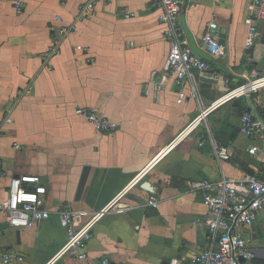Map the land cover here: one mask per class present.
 Returning a JSON list of instances; mask_svg holds the SVG:
<instances>
[{
	"label": "crops",
	"instance_id": "obj_1",
	"mask_svg": "<svg viewBox=\"0 0 264 264\" xmlns=\"http://www.w3.org/2000/svg\"><path fill=\"white\" fill-rule=\"evenodd\" d=\"M89 1L0 0V205L14 177L39 176L52 212L39 228L20 230L3 228L0 216V251L23 258L13 264H100L104 258L113 264L175 259L190 264L209 238L208 208L190 191V182L264 177V143L240 131L246 113L264 122V89L199 118L228 92L224 78L237 86L252 70L264 75V45L245 48L252 0H187L180 20L186 40L211 70L194 72L188 90L195 85L199 99L182 103L164 71L170 45L161 11L151 0H96L94 16L78 23L61 54L44 68L43 55L61 26L56 18L72 24ZM213 22L228 63L210 62L203 49V35ZM260 32L264 36V23ZM153 74L154 81L167 76L159 95L145 93ZM77 107L94 109L117 122L119 130L95 131L76 115ZM10 110L13 122L3 124ZM254 145L260 152L250 155ZM217 147L227 148L230 160H218ZM86 168L88 183L77 201ZM152 195L159 199L157 208L147 205ZM115 202L130 209L108 211L92 225L85 250L90 261L59 254L68 234L56 212H85L75 217L79 229ZM238 232L250 249L264 248V212Z\"/></svg>",
	"mask_w": 264,
	"mask_h": 264
},
{
	"label": "built area",
	"instance_id": "obj_2",
	"mask_svg": "<svg viewBox=\"0 0 264 264\" xmlns=\"http://www.w3.org/2000/svg\"><path fill=\"white\" fill-rule=\"evenodd\" d=\"M151 3L153 8L161 11L160 22L164 26L163 34L170 45L164 71L174 79L179 93L178 102L182 103L189 99L198 100V88L194 85L188 90L189 81L195 71L209 72L211 66L210 63L193 53L189 42L186 40L180 21L185 0H151ZM95 7L96 0H91L82 5L74 22L69 25L64 24L61 17L56 18L61 26L54 30L52 44L43 55L44 68H50L52 59L61 54L63 44L72 34L77 32L78 23L94 16ZM23 9L22 5H18V14H21ZM263 23L264 0H252L249 13L245 18L247 27L246 50H251L261 42L263 35L260 32V26ZM77 49L83 53L86 52L83 47ZM203 49L215 61H222L227 57V49L221 44L219 26L215 22L208 25L203 35ZM154 75L144 86L147 95L150 91L159 95L166 88L167 76L159 81H154ZM223 82L228 92L213 103L208 110L202 111L199 118L205 117L208 112L225 104L258 93L264 88V75L258 70H252L245 84L233 86L231 78H224ZM11 113L12 110L9 111V115L3 124L13 122ZM76 115L85 118L94 130L101 134L114 133L120 128L117 122L99 116L92 108L77 107ZM242 122L240 128L242 134L251 140H260L264 143L263 121L252 113H246ZM247 151L250 155H257L260 152V147L254 145ZM216 156L220 161H228L231 158L229 150L225 147H217ZM189 187L193 194L201 196L203 203L208 208L205 223L209 230L207 247L192 258L190 264L253 263L256 260L255 255L251 252L248 241L238 230L252 227L258 214L264 212V177L247 175L242 180L224 177L217 182L196 180L190 182ZM46 194L47 188L42 184V179L39 176L20 175L14 177L8 188V197L0 205L2 221L15 230L29 227L39 228L52 216V212L45 205L44 196ZM159 203V199L152 195L147 205L151 208H157ZM129 209L128 206H122L115 202L79 229L75 226V217L86 216L85 212L70 210L56 212L68 234V240L59 254L68 255L81 261H90L85 250L92 238V225L108 211L124 213ZM16 259L23 261L22 257L16 256L11 251H0V264H13ZM100 264L113 263L104 258ZM170 264H180V260L175 259Z\"/></svg>",
	"mask_w": 264,
	"mask_h": 264
},
{
	"label": "water",
	"instance_id": "obj_3",
	"mask_svg": "<svg viewBox=\"0 0 264 264\" xmlns=\"http://www.w3.org/2000/svg\"><path fill=\"white\" fill-rule=\"evenodd\" d=\"M186 8H187V0H185L183 14L185 13ZM261 43L264 45V36L261 39ZM221 44H223V43L221 42ZM207 58H208V60L210 62H214V60L210 56H208ZM223 61L228 63V58H225ZM89 173H90V169L89 168H86L84 170V172H83V175H82V178H81V181H80V184H79V188H78V191H77V195H76V200L77 201H80L81 198H82V195H83L84 190L86 188V185L88 183ZM145 186H146V188L151 190V187L148 184H145ZM2 227L3 228H9L10 226L8 224H4ZM251 252L255 255V259L256 260L264 261V248H253V249H251Z\"/></svg>",
	"mask_w": 264,
	"mask_h": 264
},
{
	"label": "rangeland",
	"instance_id": "obj_4",
	"mask_svg": "<svg viewBox=\"0 0 264 264\" xmlns=\"http://www.w3.org/2000/svg\"><path fill=\"white\" fill-rule=\"evenodd\" d=\"M245 83H246V82L244 81L243 84H245ZM263 89H264V88H263ZM263 89H261V90H263ZM261 90H260V91H261ZM260 91H259V92H260Z\"/></svg>",
	"mask_w": 264,
	"mask_h": 264
},
{
	"label": "flooded vegetation",
	"instance_id": "obj_5",
	"mask_svg": "<svg viewBox=\"0 0 264 264\" xmlns=\"http://www.w3.org/2000/svg\"><path fill=\"white\" fill-rule=\"evenodd\" d=\"M262 34V33H261Z\"/></svg>",
	"mask_w": 264,
	"mask_h": 264
}]
</instances>
